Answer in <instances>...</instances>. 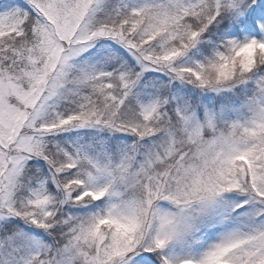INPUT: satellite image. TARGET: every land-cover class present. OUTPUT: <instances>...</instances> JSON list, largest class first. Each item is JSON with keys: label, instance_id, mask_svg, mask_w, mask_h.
<instances>
[{"label": "snow or ice", "instance_id": "6c2138e0", "mask_svg": "<svg viewBox=\"0 0 264 264\" xmlns=\"http://www.w3.org/2000/svg\"><path fill=\"white\" fill-rule=\"evenodd\" d=\"M0 264H264V0H0Z\"/></svg>", "mask_w": 264, "mask_h": 264}]
</instances>
